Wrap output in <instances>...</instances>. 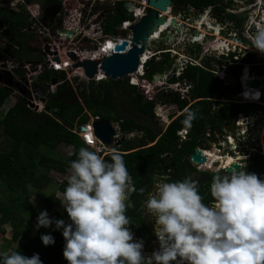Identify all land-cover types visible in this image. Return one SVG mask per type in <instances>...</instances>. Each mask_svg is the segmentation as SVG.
<instances>
[{"label":"trees","instance_id":"1","mask_svg":"<svg viewBox=\"0 0 264 264\" xmlns=\"http://www.w3.org/2000/svg\"><path fill=\"white\" fill-rule=\"evenodd\" d=\"M43 9L60 6L58 0H40ZM177 2L179 0H172ZM181 1V0H180ZM189 1L192 6L204 9L219 0H182ZM11 25V35L7 38V45L0 47V57H9L18 61L41 62L43 56L39 55L34 46L31 34L20 33V29L27 25V17L22 13L7 14ZM129 18L126 0L116 3L115 13L108 17L104 26L106 34L115 32V27ZM37 54V57H33ZM255 55L248 54L244 62L250 63ZM169 55L163 56L159 62H149L146 66V77L153 79L157 73H164L169 62ZM264 73V67L260 70ZM20 75L24 72L18 71ZM56 80L63 82L57 86L55 93H49L45 108L38 113L33 111L25 98L18 96L15 103L2 118L0 117V233L2 227L12 226L10 242L17 244L9 250L20 252L31 257L39 254L43 264H68L63 256L65 239L63 228H56L55 221L63 220L65 224L71 223L67 213H55L53 223L49 227L33 224L30 213L32 203L27 198L29 187L35 191H43L52 184L51 172L67 173L70 162L77 158L81 147H87L81 140L76 129L89 124L92 118L108 119L119 126L123 141L115 146L124 157L126 167L133 179L137 192L129 195L134 207L128 208L126 215L130 218V225L141 221L142 204L146 194L150 191L151 176L163 169H171L174 181L191 177L199 182V194L203 202L210 205L213 197L210 193L212 178L216 174L224 175L223 171L198 170L191 166L189 156L199 146L202 135L206 131L219 128L220 124L228 122L239 113L250 114L260 108L254 102L242 103L234 101L235 87L225 85L216 78L209 67L188 65L179 79H186L193 83L192 97L195 100L191 105L182 101L177 93H160L159 100L164 104H176L183 111L172 122L157 133L151 123L156 124V100L148 99L139 88L130 84L129 80L114 81H86L74 78L66 80L61 73L44 71L37 79V84ZM177 81L176 77L171 79ZM240 90L241 85L236 87ZM13 90L0 87V112L5 103L12 97ZM225 98L218 106L214 99ZM185 109L196 111V119L192 127L186 128L181 121L185 118ZM137 115L143 121L133 117ZM187 130V136L181 140L177 132ZM135 136L129 138V135ZM70 147L71 154L62 160L53 155L60 147ZM261 152V149H258ZM165 155L170 157L164 166L160 165ZM110 160V154L103 156ZM212 164V163H211ZM209 164V165H211ZM210 168V167H209ZM211 169V168H210ZM243 170L256 173L260 179L264 178V156L255 153L250 157L249 163ZM177 177V178H176ZM68 182L61 183L60 192L65 191ZM143 188L141 194L139 189ZM46 208L61 207V200L51 192L43 199ZM50 234L54 244L45 246L41 236ZM19 242V243H18ZM2 261V257H0Z\"/></svg>","mask_w":264,"mask_h":264},{"label":"clouds","instance_id":"2","mask_svg":"<svg viewBox=\"0 0 264 264\" xmlns=\"http://www.w3.org/2000/svg\"><path fill=\"white\" fill-rule=\"evenodd\" d=\"M251 41L264 54V27ZM253 98H259L258 91ZM195 119L196 111L185 109L181 123L190 129ZM83 138L94 146L93 135ZM70 168L61 203L71 223L55 221L57 229L63 228L68 264H264V179L243 166L213 176L211 206L203 202L199 182L190 176L158 183L146 201L160 245L149 257L142 255L143 240H135L128 227L126 212L134 205L126 201L137 189L123 154L113 148L106 160L81 147ZM37 221V228L53 223L47 210L39 213ZM41 240L45 246L55 242L50 234ZM0 257V264H43L39 254L28 257L12 251Z\"/></svg>","mask_w":264,"mask_h":264},{"label":"built area","instance_id":"3","mask_svg":"<svg viewBox=\"0 0 264 264\" xmlns=\"http://www.w3.org/2000/svg\"><path fill=\"white\" fill-rule=\"evenodd\" d=\"M58 1L61 5L58 6L59 11L55 15L53 22L44 24L42 21L44 10L40 0H0V8L10 11L12 14L22 13L27 17V25L20 29V33L31 34L33 36V42L37 45L34 46V49L39 55L43 56V60L41 62H35L34 60L18 61L9 57L0 58V72H10L13 75L15 82H19L26 90V95L23 96L18 89H11L14 91L11 99L15 98L17 101L18 96L25 98L28 102V106L33 111L38 113L44 110L45 104L36 100V96L38 94L34 89L35 85H41L47 97L49 93H55L57 86L63 83H58L57 81V83L53 85L51 81H45L43 85L37 84L36 81L38 77L44 71L64 74L66 76V80L69 81H72L74 78L95 82L108 81L105 73L100 69L101 65L98 66V73L90 80L86 77L83 68H74L75 63L72 62V58H70L69 55L73 53L78 58H82L84 60L102 61L104 57L110 58L116 53L115 46L117 44H121L125 40L124 35H127L126 40L129 42V45L127 49L121 53H127L133 46V33L131 27L138 23L140 19L146 15L149 9H151L149 0H126L129 18L122 22L119 26L115 27L114 33L106 34L104 32L106 20L109 16L115 13L116 3L122 0ZM3 30L4 28L0 27V47H4L8 43L7 38L2 36ZM154 35L149 36L150 46L146 48L144 54L140 57L138 71L127 77L131 79L129 81L130 84L138 87L141 93L148 99H155L157 101L160 93H177L182 101H187L189 105H191V103L195 101L192 97V89L194 85L190 81L187 82L186 79L182 80L179 78L183 75L188 65L207 67L202 62L203 57L198 58L196 55L191 56L189 54H183L181 55V58L178 59L179 63L174 65L173 69L165 76L157 73L154 75L153 79L150 80L146 77V66L150 61H152L155 55L158 54L155 52V47L158 45L157 40L162 38L160 37V33L159 37L156 39L153 38ZM188 43L195 44L198 42L191 36L188 38ZM153 47L155 49H153ZM212 47L214 48V46ZM47 48H49V53L47 52ZM170 51L174 52L173 50H167L166 52ZM247 53H250L249 50H247ZM251 53L253 52L251 51ZM146 55L148 58L144 60ZM247 55L244 54V56ZM55 58H58V61H55ZM18 71L24 72V75H20ZM212 71L214 72L216 78L223 81L225 85L229 84L225 82L226 77L231 73L228 64L216 65ZM173 77H176L177 81H172L171 79ZM254 77L263 78V75H257L254 73L250 76V78ZM243 80L241 82H243ZM0 87L7 88L5 84L1 82ZM241 88V91L237 95H242L248 99L253 97L254 93L251 89L255 88L249 87L245 89L242 85ZM257 89L259 92V98L253 99L252 101H256L264 106V103L261 102V98L263 97L262 88L260 87ZM214 100L218 102L219 106L222 102H225L226 99L221 98ZM167 105L168 104L159 102L156 104L158 111L163 113L162 116H164V114L166 115L170 110L171 114L169 113L168 115H172L174 117L183 113V111H181L176 104H169L171 106L170 110ZM155 114H158L156 110ZM96 119L92 118L91 122L84 126L86 127L85 131L76 129L75 133L78 134L84 143L85 140L83 137L85 135H88L89 133L93 135L95 137L94 146L90 147L86 143L85 145L89 148V150L97 151L100 155L104 156L106 154H110L111 150L116 146V141L122 139L123 136L120 132L117 133L114 137L112 145L106 146L99 138L96 137L94 133L93 122ZM220 134L221 133H218L217 131H206L203 135H206L211 139L212 147L216 148L220 153L223 152L224 157L229 156L230 162L222 165V168L230 165V163L234 161L239 162L241 165V160L243 161L249 159V154L242 155L236 152V149L240 147V142L243 143L242 145L248 147L247 143L251 137L249 132L244 131L242 134L241 131H236L235 135L222 134L221 136ZM133 136H135V134L129 135V138ZM177 136L181 140H184L187 136V130L181 129L177 132ZM224 140L228 143L226 147L224 146ZM201 151L202 154L208 158V149L201 148ZM228 151L234 152L233 155H231ZM195 168L198 170L210 169L206 166V163L196 165Z\"/></svg>","mask_w":264,"mask_h":264},{"label":"flooded vegetation","instance_id":"4","mask_svg":"<svg viewBox=\"0 0 264 264\" xmlns=\"http://www.w3.org/2000/svg\"><path fill=\"white\" fill-rule=\"evenodd\" d=\"M5 11H7V14L11 13L4 8H0V18H2L0 19V27L4 28L2 36L9 38V36L11 35V25H8V21L4 13ZM169 12H174L179 16H172L173 19L177 21V24L171 25L169 28H165L164 32H160V37L167 38V40L166 42H164V45L160 44L162 48L159 47L160 45H156V49L153 47V49L156 50L155 52L158 54H156L150 62H159L161 61L163 56L169 55V62L171 59H173L174 64L172 65L170 70H166L164 73H159L160 75L165 76L169 71H171L173 69V66L179 63L178 59L181 58V55L189 54L191 56L196 55L198 58L203 57L202 62L211 70L215 68L216 65L228 64L229 69L231 70L230 74L234 76L235 80V83L228 85L237 84L236 86H240V75L245 71V69L249 70L250 76L255 73L257 75H263L264 77V73H260L259 71L262 67H264V54L260 53L254 47H247V45H245L244 43L245 41H247V39L245 38L246 35L252 37L258 28L264 27V0H219V4L209 5L204 9L192 6L189 1L184 2L182 0H179L177 2H171ZM167 18L168 20L170 19L168 14ZM246 22H250V27H254L256 28V30L251 28L250 30H253L254 32H244ZM157 35L159 34H156L154 37H156ZM179 35L182 36V39L180 40L181 42L178 41ZM191 36L194 37L198 42L193 46L188 43V38ZM177 42L179 43L176 44ZM212 42H222V46L215 47L214 45H212ZM174 44L176 45L174 46ZM212 46H214V48ZM223 46H226V48H224ZM244 49L249 50L250 53L252 51L253 53L251 54L255 55L252 62H244L243 58L248 56H244ZM167 50H173L174 52H166ZM239 68L242 69L239 70ZM260 87L263 91L261 102L264 103V84ZM241 89L242 88L236 91L234 95V101L242 103L254 102L258 104L260 108L253 110L250 114L239 113L233 119H229H235V129L233 132H231L230 129L228 132H226L224 128H220V126L219 128L213 130L221 133L220 136L222 134L235 135L236 131H241L242 134L244 133V131H247L251 134V137L247 143L248 147L242 145L243 143L240 142V147L236 149V152H238L239 154L250 155L248 160H241L240 168L241 166H245L247 163H249L250 157L253 154L260 153L264 156V128L263 126H261L264 123V106L256 101H252L254 99L253 97H251V99H248L243 97L242 95H237L241 91ZM158 101H160L159 97L157 98L156 103ZM160 102L163 103L162 101ZM240 120L241 122H239ZM228 122L222 124L226 125ZM255 130L257 131V133H262L261 137L258 138L259 143L258 140L256 142V134L253 135V132ZM256 143L258 145H255ZM202 144L204 145L202 148H206L203 142ZM224 146L226 147L227 145L224 144ZM258 149H261V152H259ZM228 152L231 155H233L234 153L232 151ZM221 154L224 155L223 152ZM166 161L160 162V165L164 166ZM190 164L192 167H196L191 162ZM206 166L211 168V166L208 164ZM224 168H222L221 166L220 169L214 171L225 172L223 170ZM163 170L164 171L160 170L158 173L151 176L150 191L148 192V194H146L142 204L143 212L141 215V221L130 226V230L134 234V239H142L144 242L142 255L145 257L151 256L153 251L159 250L160 247L158 238L155 235L154 230L155 220L151 215L148 214L146 201L148 200L149 195L155 192V186L158 183L174 181L172 170L166 168ZM208 171L213 170L209 169ZM225 173L227 174V172ZM211 204L209 206H211Z\"/></svg>","mask_w":264,"mask_h":264},{"label":"water","instance_id":"5","mask_svg":"<svg viewBox=\"0 0 264 264\" xmlns=\"http://www.w3.org/2000/svg\"><path fill=\"white\" fill-rule=\"evenodd\" d=\"M171 2V0H149V5L151 9H149L146 15L143 16L138 23L131 27L133 33V46L127 53H121L124 52L129 45V42L126 40L127 35H124L125 40L121 44H117L115 46L116 53L113 54L110 58L104 57L102 61L84 60L82 58H78L76 55L71 53L69 57L72 58V62L75 63L74 68H83L86 77L91 80L98 73V66L101 65L100 69L105 73L108 80L114 82H122L129 75L136 73L140 65L141 55H143L146 48L150 46L149 36H153L156 32L160 33V28L164 25L177 24V21L175 19L169 22L167 18ZM58 11V6L46 8L43 11V23L46 24L47 21H52ZM166 40L167 38L158 39V45H164V42H166ZM47 52L49 53V48H47ZM55 61H58V58H55ZM173 64L174 60L171 59L170 62L166 65V70H170ZM0 82L5 84L8 89H18L21 95H26V90L20 85L19 82H15L14 77L10 72H0ZM225 82L233 84L234 76L232 74H229L226 77ZM56 83L57 81L54 79L52 81V84L55 85ZM241 83H243L242 86L245 89L249 87L259 88L261 85L264 84V77H254L247 80L244 79ZM34 89L38 94L36 96V100H39L45 104L47 97L45 92L43 91V87L41 85H35ZM220 128H224L226 132H228L229 129L231 130V132H233L235 129V119L229 120L226 125L221 124ZM80 129L81 131H85L86 127L83 126ZM93 129L96 137L99 138L106 146L112 145V143L114 142V137L117 135V131L110 120L96 119L93 122ZM123 139L125 138L116 141L115 145L119 146L120 142L123 141ZM202 142L205 144L206 148L211 147V139L207 136H202L201 141L199 142V147L196 148L194 153L189 156V161L194 166L205 163L207 160V158L202 154L201 151V148L204 146ZM224 142L225 145H227V141L224 140ZM168 158L169 155H165L161 162L166 161ZM232 168L239 169L240 164L235 161L231 162L230 165L225 166L223 170L227 173H230Z\"/></svg>","mask_w":264,"mask_h":264},{"label":"rangeland","instance_id":"6","mask_svg":"<svg viewBox=\"0 0 264 264\" xmlns=\"http://www.w3.org/2000/svg\"><path fill=\"white\" fill-rule=\"evenodd\" d=\"M171 11V10H170ZM168 16L170 17V19L172 18L173 19V17L172 16H177V17H179L178 15H176L174 12H172V13H168ZM200 27V26H199ZM254 29V30H256V28H254V27H250V22H246V24H245V27H244V32H254L253 30H250V29ZM165 30H163L162 32H164ZM245 38L247 39V41H245L244 43H245V45H247V47H252L251 46V44H252V41H251V37H249V36H245ZM179 40V42H181L180 40L182 39V36H180L179 35V38H178ZM183 40H184V38H183ZM179 42H177L176 44H178ZM183 42V41H182ZM176 44H174V46L176 45ZM194 44H191V46H193ZM212 45H214L215 47L216 46H222V42H220V43H218V42H212ZM160 47L162 48V46L160 45ZM224 48H226V46H223ZM205 48V47H204ZM203 49V48H202ZM243 54H245V55H247L248 53H247V50L246 49H244V52H243ZM250 54V53H249ZM33 57H36V58H38L37 57V54L35 55V56H33ZM242 67V66H241ZM242 69V68H241ZM240 68H239V70H241ZM237 74V73H236ZM240 77H241V81L243 80V79H245V80H247V79H250V75H249V70L248 69H245V71L243 72V73H241V75H240ZM135 78V77H134ZM124 80H131L130 78H126V79H124ZM243 83H241V85H242ZM237 84H234V85H232L233 87H235V89H236V91H237V86H236ZM251 91H253V93H255L256 91H258V89H251ZM141 92V91H140ZM15 97V96H14ZM16 97H17V95H16ZM18 98V97H17ZM15 100V103H17V101H16V99L14 98H10L6 103H5V105H4V107L2 108V110H1V112H0V117L2 118V116L5 114V113H7V111L15 104L13 101ZM159 103H161L160 101H158ZM164 104V103H163ZM162 105V104H161ZM168 107H169V110H170V108H171V106L168 104L167 105ZM156 112H158V114H156V124H154V123H151V125H153V128L155 129V131L157 132V133H160L161 132V130H164V128L166 127V126H168L171 122H172V120L174 119H171L172 117V115L170 116V115H168L169 113L171 114V110L169 111V112H167V114L165 115L164 114V116H162V112L160 111H158V109H157V106H156ZM133 117L135 118V119H137V120H140V121H143V118H141V117H139V116H137V115H133ZM171 117V118H170ZM113 126H114V128L116 129V131H117V133H119V126H118V124H116V123H113ZM262 126H263V124H262ZM248 130H250V129H248ZM0 132H1V130H0ZM256 134V142H257V140H258V138H260L261 137V135H262V133L261 132H259V133H257V131L255 130L254 132H253V135H255ZM255 137V136H254ZM2 140V137H0V141ZM258 143H259V140H258ZM255 145H258L257 143L255 144ZM208 151H212L213 153H216L217 155V157H223V155L220 153V152H218V150L216 149V148H214V147H211V148H209L208 149ZM71 154V148L70 147H65V146H60L54 153H53V155H55V156H57V157H59V158H61L62 160H65V158L67 157V156H69ZM215 157H213V158H208L207 159V164L209 165L211 162H212V164L210 165L211 166V169L210 170H218V169H220V167L222 166V165H225V164H227V163H229V161H230V158L229 159H227V160H224V159H219V160H217V159H214ZM212 159V160H211ZM229 160V161H228ZM210 162V163H209ZM71 175V169L67 172V173H65V174H58V173H56V172H51V174H50V176H51V178H52V184L50 185V187H48L47 189H45V190H43V191H35L33 188H31V187H29V194H28V196H27V198L29 199V201L32 203V205H33V208L31 209V211H30V213H31V215H32V217H33V219H32V221H33V224L37 227V223H38V221H37V217H38V215H39V213L41 212V211H44V210H47V213H48V216H49V218L51 219V220H53L54 219V217H55V213L57 212V213H60V214H65V213H67V211H66V209L64 208V206H63V204L61 203V207H53V208H51V209H49V208H46L45 206H44V204H43V199L47 196V195H49V193H55V195H56V197L58 198V199H60L61 200V202H63V200H64V191L63 192H60L58 189H60L61 188V183H62V181H66V182H68V178H69V176ZM0 196H1V189H0ZM12 226L11 225H5V226H3L2 227V230H3V234H1L0 233V253H3V252H8L9 251V249H11L12 247H15L17 244H15V243H12V242H10V238H11V232H12ZM8 243V244H7ZM19 243V242H18ZM160 246V245H159ZM154 264V263H153Z\"/></svg>","mask_w":264,"mask_h":264},{"label":"bare ground","instance_id":"7","mask_svg":"<svg viewBox=\"0 0 264 264\" xmlns=\"http://www.w3.org/2000/svg\"><path fill=\"white\" fill-rule=\"evenodd\" d=\"M173 19L171 18V19H169L168 21L169 22H171ZM171 25L169 24H167V25H164V26H162L161 28H160V32H162L165 28H169ZM156 34H159L158 32H156ZM155 34V35H156ZM154 35V36H155ZM157 37H159V35H157L156 37H153L154 39H156ZM148 57H147V55L144 57V60H146ZM234 83H235V80H234ZM239 122H241V120L239 121ZM208 153V158L210 159V158H213V157H215L214 159H217V160H219V159H224V160H227V159H229V156H227V157H217L216 155V153H213L212 151H208L207 152ZM212 160V159H211ZM229 161V160H228ZM230 162V161H229ZM210 163V162H209ZM212 163V162H211ZM210 163V164H211ZM206 165H207V161H206ZM154 263V262H153Z\"/></svg>","mask_w":264,"mask_h":264},{"label":"crops","instance_id":"8","mask_svg":"<svg viewBox=\"0 0 264 264\" xmlns=\"http://www.w3.org/2000/svg\"><path fill=\"white\" fill-rule=\"evenodd\" d=\"M43 10H45V9H43ZM54 19V18H53ZM48 22H53V20L52 21H47V23ZM14 103H15V101H13ZM262 126V125H261ZM263 128H264V123H263ZM8 244V243H7ZM10 250V249H9ZM9 252V251H8Z\"/></svg>","mask_w":264,"mask_h":264},{"label":"snow or ice","instance_id":"9","mask_svg":"<svg viewBox=\"0 0 264 264\" xmlns=\"http://www.w3.org/2000/svg\"><path fill=\"white\" fill-rule=\"evenodd\" d=\"M89 139H91V137H89Z\"/></svg>","mask_w":264,"mask_h":264}]
</instances>
